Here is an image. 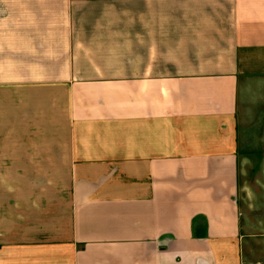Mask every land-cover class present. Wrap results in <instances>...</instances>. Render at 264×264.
<instances>
[{"label": "crops", "instance_id": "0c3cea01", "mask_svg": "<svg viewBox=\"0 0 264 264\" xmlns=\"http://www.w3.org/2000/svg\"><path fill=\"white\" fill-rule=\"evenodd\" d=\"M1 23L0 264L264 263L236 151L264 0H0Z\"/></svg>", "mask_w": 264, "mask_h": 264}, {"label": "rangeland", "instance_id": "374dc122", "mask_svg": "<svg viewBox=\"0 0 264 264\" xmlns=\"http://www.w3.org/2000/svg\"><path fill=\"white\" fill-rule=\"evenodd\" d=\"M20 23L14 22L16 26H13V29H16ZM44 23L47 24V22ZM0 32L4 33L3 23L0 24ZM33 39L35 40L31 37L28 42ZM45 40L43 48L47 64L48 59L46 58L56 56L58 43L55 42L53 45L52 37L46 36ZM30 44H28L29 47ZM35 59H37L35 54L27 58L30 62ZM13 60L19 61V57H14ZM249 104L245 103L249 107L241 110L237 118L236 151L239 160L242 224L243 229L247 226L250 227L248 230L251 233L264 236V93L259 96L257 101H249ZM253 247L254 254L260 253L264 256V244Z\"/></svg>", "mask_w": 264, "mask_h": 264}]
</instances>
